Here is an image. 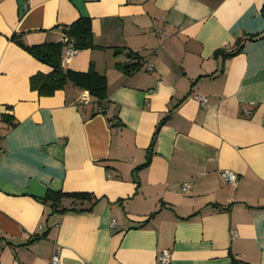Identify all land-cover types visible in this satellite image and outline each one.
<instances>
[{
  "label": "crops",
  "instance_id": "crops-1",
  "mask_svg": "<svg viewBox=\"0 0 264 264\" xmlns=\"http://www.w3.org/2000/svg\"><path fill=\"white\" fill-rule=\"evenodd\" d=\"M25 3L0 0V264H52L58 249L61 264H161L165 250L172 264H264V0ZM80 17L97 47L64 68L93 65L107 100L74 84L40 96L31 78L52 69L13 36L60 42ZM50 191L99 202L60 214Z\"/></svg>",
  "mask_w": 264,
  "mask_h": 264
},
{
  "label": "trees",
  "instance_id": "trees-1",
  "mask_svg": "<svg viewBox=\"0 0 264 264\" xmlns=\"http://www.w3.org/2000/svg\"><path fill=\"white\" fill-rule=\"evenodd\" d=\"M63 30L64 38H69L70 41H73L79 51L97 47L94 42L93 20L90 17H80L74 23L63 26ZM258 37L260 35H253L246 39H240L238 42L253 41ZM13 40L20 43L33 57L52 69L48 74L38 73L31 78V88L37 91L40 96H53L57 91L65 90L70 84H74L88 91L89 95L94 97L99 103L107 100L108 79L106 76L99 74L93 65L88 72H76L64 68L62 61L65 44L63 41L29 46L20 42V36L18 35H14ZM117 52L118 56L123 55L121 51ZM127 55L133 61L131 63H119V68L126 74H132L139 69L140 62L136 63L135 59L137 58L134 52H129ZM3 119L13 126L16 125L15 119L11 117H4ZM166 121L167 118L158 125L151 144V150L155 147L161 128ZM148 164H150V161L144 166ZM45 201L50 204L53 212L65 214L69 212H91L99 202V199L88 192L67 193L50 191Z\"/></svg>",
  "mask_w": 264,
  "mask_h": 264
},
{
  "label": "built area",
  "instance_id": "built-area-1",
  "mask_svg": "<svg viewBox=\"0 0 264 264\" xmlns=\"http://www.w3.org/2000/svg\"><path fill=\"white\" fill-rule=\"evenodd\" d=\"M65 44L64 47V56H63V61L62 64L65 67L67 64V61L74 57L75 55H77V53L79 52V50L75 47L74 42L70 41L69 38H63L62 40ZM133 60L132 58L125 56L124 57V63H131ZM148 70L149 72H154L155 71V65L150 63L148 65ZM198 99L205 105L208 104V99L206 97H198ZM90 99L89 96L84 97V102L85 103H89ZM248 114H251L250 111H247ZM4 153V147H3V137L0 134V156ZM221 177L222 179L225 181V183L229 184V185H235L238 182V176L232 172V171H223L221 173ZM191 188L190 183H185L184 184V191H188ZM112 227H116V222L112 223ZM160 263L161 264H172V255L170 251H162L160 253ZM52 264H61V254H60V250H56L52 260H51Z\"/></svg>",
  "mask_w": 264,
  "mask_h": 264
},
{
  "label": "water",
  "instance_id": "water-1",
  "mask_svg": "<svg viewBox=\"0 0 264 264\" xmlns=\"http://www.w3.org/2000/svg\"><path fill=\"white\" fill-rule=\"evenodd\" d=\"M19 3H20L22 10H24L26 6L25 0H19Z\"/></svg>",
  "mask_w": 264,
  "mask_h": 264
}]
</instances>
